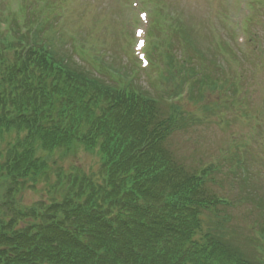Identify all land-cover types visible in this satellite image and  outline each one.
<instances>
[{
	"label": "trees",
	"instance_id": "trees-1",
	"mask_svg": "<svg viewBox=\"0 0 264 264\" xmlns=\"http://www.w3.org/2000/svg\"><path fill=\"white\" fill-rule=\"evenodd\" d=\"M187 37L192 41L189 34ZM32 54L33 64L29 71L32 76L40 75L39 84L31 88L35 98L55 99L73 118L64 120L59 116L56 124L62 127L60 129V126H51L52 119L43 120L45 114L41 109L36 121L23 114L22 122H16V126L20 130L25 127L29 135L16 144L19 154L14 158L11 171L18 176L37 177L40 168L33 150L37 143L44 149L85 145L91 151L98 150L104 163H111L112 176L110 187L92 196L94 198L86 194L82 203L50 206L51 215L59 211L56 217L61 223L54 225L44 221L38 225L34 215L27 219L28 227L33 224L37 233L51 229V234L38 240L34 238L37 241L34 245L26 232L21 242L14 240L15 249L29 242L26 250L38 254L27 256L28 263L260 264L247 237L245 250L234 234L223 229L219 232L213 226H208L200 239L195 238L202 230L200 211L210 203L201 198L191 180L182 175L183 170L174 156L162 144L165 136L159 130L153 131L163 109L159 100L139 90L137 97H133L131 95L135 94L113 85L124 78V74L132 76L129 73L132 66L126 68L124 65L120 72L112 66L114 75L98 77L70 56L60 58L53 50L42 53L39 48ZM168 59L171 68L168 79L174 80L175 73L181 69L174 56L169 54ZM181 64L187 75V65L193 63L189 60ZM56 73L55 79L59 81L46 94L47 90L39 85L45 83L44 77ZM65 102L69 110L63 108ZM10 116L7 113L0 116L3 129L11 127L7 120ZM52 128L55 130L51 131ZM159 135V144H156ZM88 191L94 193L92 188ZM66 198L71 200L68 195ZM157 207L162 208L157 210ZM44 214L41 211L39 215Z\"/></svg>",
	"mask_w": 264,
	"mask_h": 264
},
{
	"label": "rangeland",
	"instance_id": "rangeland-1",
	"mask_svg": "<svg viewBox=\"0 0 264 264\" xmlns=\"http://www.w3.org/2000/svg\"><path fill=\"white\" fill-rule=\"evenodd\" d=\"M124 1L51 0L48 7L50 24L44 27L43 33L38 34V39L42 43L45 42L50 50L57 53L60 58L70 56L71 59L76 60L71 53L70 37L73 35V39L77 38L80 43L84 42L93 56L121 70L124 65L126 67L132 60L135 61L134 51L141 50L137 49L135 45L138 39L135 29L137 27L143 28L144 37H146L149 23V31L152 28L150 15H148L147 21L140 18L139 11H143L142 6L140 7V1H134L138 4L136 9L133 7V2L124 4ZM142 1L144 7L148 8L154 16L155 0ZM156 1H159L166 10L155 13V18L159 22H163L162 18L166 14L168 18L171 16L172 24H174L171 40L177 56L181 49L177 35L189 33L192 38V44H190L206 54L209 62L211 60L220 61L216 57V51L218 56H222L225 53L223 46L227 42L225 38L216 39L212 36L211 39L209 26L212 18L208 16L211 15L213 7L218 4L227 7L231 1L234 3L242 2L245 10V14L239 18L242 32L245 34L253 29L255 41L252 42V45L254 51L252 54L245 53V81L243 82L245 92L241 93L237 100H234L233 96H229L224 88L215 90L209 88L213 85H208V89L204 88V91L195 100L194 94L198 93L194 92L193 99L183 103L184 114L168 140V147L177 154V157L186 164L188 169H194L216 153L221 146V140L227 136L224 131L226 127L231 132L245 133V140L235 142V146L239 149L242 148L249 160L245 163V180L241 179V171L240 174L239 170L236 172L238 163L235 160L220 161V173L218 171L214 173L213 181L207 182L205 189L209 190L210 195H213L212 198H225L228 199L229 203L213 202L211 205L213 214L209 212L205 215L202 230L195 235L196 239H200L208 231V222L215 225L221 223L225 225L223 228L227 233H232L238 238L245 250V235H248L247 224L259 218L260 206H262V210L264 209V164L262 162L264 157L254 143L250 144L248 141L250 134L247 135L250 130H256V122L263 120L262 124L264 125V0ZM5 2L9 8H17L18 6L16 0H0V5ZM131 11L136 13L134 20ZM213 19L216 24L218 14L213 15ZM170 29L168 20L166 32L170 33ZM164 36L166 39V34L159 32L160 41ZM185 37L188 41V37ZM146 38L147 44L148 39L154 37L148 33ZM212 40L215 49H213ZM130 49L132 52H129ZM143 51H145V47ZM213 57L215 59H212ZM223 72H221L220 77L223 76ZM148 76L149 69H143L141 75L134 81L135 84L147 91L151 90L146 85ZM217 76L218 74L212 75L210 82ZM51 80L48 81V84ZM63 80L60 82V87L63 86ZM232 94L233 92H231ZM29 103L26 105L29 106ZM7 106L15 109L17 105L11 101L7 103ZM37 107L45 114H43L44 119H53L56 116L69 117L52 98L37 102ZM186 112L193 122L183 127L182 121ZM255 115L259 116L260 120L255 119ZM70 118H73L72 114H70ZM7 120L10 125L15 126V121ZM179 125L180 129H178ZM4 127L0 126L1 163H5L9 159L18 140L26 134V132H22L19 135L17 129H3ZM225 144L226 142H222V145ZM236 147L232 148L230 156L232 157L235 152L238 153L239 151V156L243 157L242 150H237ZM33 150L37 165L42 166L40 169L43 173L36 178L35 182H28L29 187L24 190L21 196L22 205L27 207L37 206V204H41L43 199H52L49 192L54 190L58 182V173H73L77 167L92 175V172L97 173L100 170L102 164L100 153L96 150H89L85 145L72 146L70 149L61 146L54 150H44L37 143ZM43 165L47 168H44ZM2 172L3 169L0 179L8 181ZM26 180H30V177H27ZM215 214L224 217L223 220L217 218Z\"/></svg>",
	"mask_w": 264,
	"mask_h": 264
}]
</instances>
